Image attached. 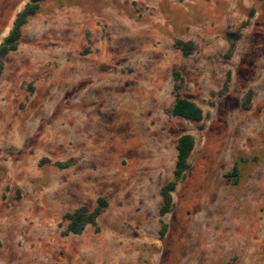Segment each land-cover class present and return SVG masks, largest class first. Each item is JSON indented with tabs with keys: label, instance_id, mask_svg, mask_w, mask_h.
<instances>
[{
	"label": "rangeland",
	"instance_id": "374dc122",
	"mask_svg": "<svg viewBox=\"0 0 264 264\" xmlns=\"http://www.w3.org/2000/svg\"><path fill=\"white\" fill-rule=\"evenodd\" d=\"M29 1L0 0V44ZM0 264H264V0L43 1L0 78Z\"/></svg>",
	"mask_w": 264,
	"mask_h": 264
},
{
	"label": "trees",
	"instance_id": "16d2710c",
	"mask_svg": "<svg viewBox=\"0 0 264 264\" xmlns=\"http://www.w3.org/2000/svg\"><path fill=\"white\" fill-rule=\"evenodd\" d=\"M45 0H30L19 12L13 22V25L8 35L3 39L0 44V78L3 74L5 67V58L11 53L15 52L19 46V42L22 36V28L27 24L29 18L36 15L40 9L41 3ZM176 48L180 49L185 56H189L193 45L185 44L181 41L176 43ZM234 46H231V51ZM175 78L180 82L179 74L175 75ZM181 84H175L174 91L176 93V100L172 113L174 116L183 118L188 121L201 122L203 120V111L192 101L183 98L180 95ZM194 149V139L190 135H184L179 138L176 150H177V162L175 165V171L173 174V180L162 187L160 195L162 197L163 204L159 210V215L162 217L169 213L172 205V193L176 187L185 178L187 171L189 170V158ZM107 207V201L104 198L98 200L97 207L92 212H87L81 208L73 213H68L63 217V221L67 222L66 234H81L86 226L95 225L98 217L102 214Z\"/></svg>",
	"mask_w": 264,
	"mask_h": 264
}]
</instances>
